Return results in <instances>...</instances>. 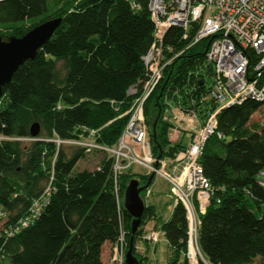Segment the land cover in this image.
I'll list each match as a JSON object with an SVG mask.
<instances>
[{"label": "trees", "instance_id": "trees-1", "mask_svg": "<svg viewBox=\"0 0 264 264\" xmlns=\"http://www.w3.org/2000/svg\"><path fill=\"white\" fill-rule=\"evenodd\" d=\"M55 18L62 21L54 36L17 69L0 99V209L5 216L0 219V264L6 259L10 264H104L105 244L114 247L121 234L127 253L133 218L124 209V194L134 178L143 185L149 180L147 174L124 171L118 180V204L111 159L104 155L96 169L75 172L87 156L84 150L53 142L77 138L85 128L98 131L100 145L117 143L135 99L128 90L140 88L146 79L142 57L155 30L149 0H2L0 36L22 37ZM182 33L171 28L165 36L174 53L185 50L195 32L189 41ZM211 40L196 43L166 66L145 104L150 129L157 120L154 136L151 129L155 157L161 152L162 159L174 158L185 147L169 140L171 124L163 120L167 107L192 111L200 123L216 109L209 95L214 69L206 61ZM262 107L264 103L248 100L217 116V132L224 137L213 135L199 160L215 194L201 215L202 259L197 264H253L258 258L264 264V215L255 212L264 204V187L258 183L264 171V126L249 127ZM35 123L40 132L33 138ZM45 197L38 217L8 234L33 201ZM154 215L153 206L145 204L133 236L139 264H148L137 245ZM159 224L173 254L168 264H190L183 206H175Z\"/></svg>", "mask_w": 264, "mask_h": 264}, {"label": "built area", "instance_id": "built-area-1", "mask_svg": "<svg viewBox=\"0 0 264 264\" xmlns=\"http://www.w3.org/2000/svg\"><path fill=\"white\" fill-rule=\"evenodd\" d=\"M132 7L139 8L134 2ZM149 11L155 30L153 43L142 57L146 79L140 88L135 85L128 90V94L135 96V99L125 113H130L129 120L117 143L113 146L100 145L96 140L98 131L85 128L77 138H56L53 142L58 147L66 144L80 147L86 155L100 152L111 159L118 204L119 177L132 166H142L146 174H154L168 182L175 200L174 206L182 205L186 211L189 249L193 242L198 244L201 215L206 213L215 194L199 160L213 135L219 139L224 137L217 132L218 114L223 109L248 100L264 103V0H149ZM171 28H181L185 41L190 40L194 30L185 50L207 38L212 39L206 61L214 69L209 95L217 106L203 123L192 111L167 107L164 121H168L167 114L170 112L172 119L178 123L171 129V137L180 133L178 129L182 122L186 123L183 129L190 132L192 137L188 146L179 150L174 158H161L158 167H155L156 157L150 147L144 108L162 80L166 66L185 51L174 53L171 46L165 45V36ZM258 177V183L264 187V171ZM41 199L33 201L29 213L9 229L8 234L13 235L28 227L38 217L47 203L46 197ZM4 217L0 209V219ZM161 235L164 236V232L149 231L144 233L142 239L157 244ZM125 255L124 237L121 234L108 264H124Z\"/></svg>", "mask_w": 264, "mask_h": 264}, {"label": "rangeland", "instance_id": "rangeland-1", "mask_svg": "<svg viewBox=\"0 0 264 264\" xmlns=\"http://www.w3.org/2000/svg\"><path fill=\"white\" fill-rule=\"evenodd\" d=\"M5 32L6 31H4V33ZM59 66H61V64H59ZM125 115L130 116V113H127ZM165 115H166V112L163 115V120H164ZM167 118H168V121H166V122L171 124V126L169 127V130H168L169 140L172 142L180 141V136H181V132H182L181 128L178 129V131L180 133L174 134L173 138H172L171 137V129L174 126H177L178 123L172 119V114L170 112L167 114ZM154 123H153V125H154ZM252 124H259L260 126H264V107L260 108L253 115V117L251 118V122H250L249 127H252ZM148 129H149L150 147L152 150V141H151L152 130L151 129H153V126L150 129V127L148 125ZM191 137H192V135L190 133H188V135L186 137H184V140L182 142L183 146H185V147L188 146V144L191 141ZM152 154H153V150H152ZM103 158H104V155L101 154L100 152H97V154L87 155L82 160H80L78 162L74 171L75 172L83 171V170L92 171L99 166V164ZM130 170L132 173H137L138 175H142V174L147 173L146 169H144L142 166H138V165L132 166ZM150 175L147 174V176H150ZM133 180H138L140 187H142L143 181L139 177L134 178ZM145 185H143V186H145ZM148 191L150 192L149 193L150 196L148 195L149 197L147 198ZM141 197L144 200V203L146 205H152L154 210H155L154 218L149 220L147 222V224L145 225V226H149L148 229L146 227H144L141 235L143 236L144 233L149 232V231L150 232L156 231V232H159L160 234L163 233L162 229H160L159 222L161 220L168 219L173 208L175 207L174 206L175 200L173 198V195H172V192L170 189V185L164 179L155 176L152 184L148 187V189L144 193H142ZM123 202H124V199H123ZM255 212L258 216L264 215V204L261 205L260 209H255ZM152 223H154V224H152ZM142 236H141V239H142ZM137 248H138V252L140 254H142V255L145 254L148 257V264H168V262L170 261V258L173 256V254H171L170 248L168 247V244L166 242L165 237L162 235L160 236L157 244H153V243L151 244V243L145 242V240H142L141 242H138ZM191 251L192 252L196 251V253H197V255L195 257L196 263L198 262V259H200V258L202 259L200 248L196 242L195 243L193 242V245H191V248L189 247V249H187L186 256H187L188 261L190 260ZM105 255H107L108 258L113 256V245L112 244H109L107 246V248L105 250ZM108 258L106 261L104 260V264H108V262H109ZM1 264H10V262L8 259H6ZM179 264H181V262ZM253 264H261V260L258 258L253 262Z\"/></svg>", "mask_w": 264, "mask_h": 264}, {"label": "water", "instance_id": "water-1", "mask_svg": "<svg viewBox=\"0 0 264 264\" xmlns=\"http://www.w3.org/2000/svg\"><path fill=\"white\" fill-rule=\"evenodd\" d=\"M61 21V18L48 20L37 25L22 37L11 36L7 40H4L0 36V99L3 95V87L11 82L17 69L26 61L36 57L38 50L54 36ZM156 123L157 121L153 125V136L155 135ZM39 132L40 126L35 123L30 129V135L36 138ZM160 159L161 152L156 157L155 167H158ZM154 177L155 175L151 174L147 184L142 187H140L138 180H131L124 194V209L133 218L132 238L125 256L126 264H139L137 258L133 255V236L138 230L145 212V203L141 197V193L148 188Z\"/></svg>", "mask_w": 264, "mask_h": 264}, {"label": "crops", "instance_id": "crops-1", "mask_svg": "<svg viewBox=\"0 0 264 264\" xmlns=\"http://www.w3.org/2000/svg\"><path fill=\"white\" fill-rule=\"evenodd\" d=\"M185 122H182L181 123V130H182V132H181V136H180V142H183V140H184V137H186L187 135H188V133H190V132H188V131H186V130H184L185 128ZM184 128V129H183ZM183 133V134H182ZM146 174V173H145ZM152 224H154V223H152ZM149 225V224H148ZM147 229H148V227L149 226H145ZM109 244L108 243H106L105 244V246H104V248H103V254H102V259H103V262H104V260L106 261L107 260V255H105V250H106V248H107V246H108ZM109 259V258H108Z\"/></svg>", "mask_w": 264, "mask_h": 264}, {"label": "bare ground", "instance_id": "bare-ground-1", "mask_svg": "<svg viewBox=\"0 0 264 264\" xmlns=\"http://www.w3.org/2000/svg\"><path fill=\"white\" fill-rule=\"evenodd\" d=\"M196 255H197L196 251H193V252L191 251V253H190V260H189V263L190 264H197L196 263V260H195Z\"/></svg>", "mask_w": 264, "mask_h": 264}]
</instances>
